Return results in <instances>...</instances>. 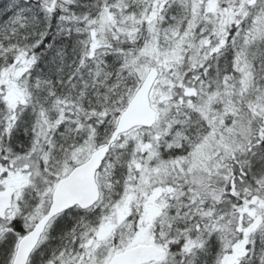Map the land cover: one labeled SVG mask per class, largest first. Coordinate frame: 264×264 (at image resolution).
<instances>
[{"label":"snow or ice","instance_id":"obj_1","mask_svg":"<svg viewBox=\"0 0 264 264\" xmlns=\"http://www.w3.org/2000/svg\"><path fill=\"white\" fill-rule=\"evenodd\" d=\"M0 264H264V0H0Z\"/></svg>","mask_w":264,"mask_h":264}]
</instances>
